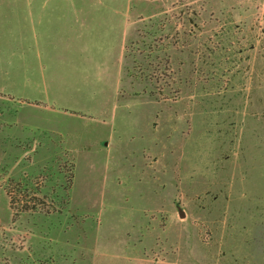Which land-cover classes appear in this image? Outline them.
Returning a JSON list of instances; mask_svg holds the SVG:
<instances>
[{
	"label": "rangeland",
	"instance_id": "obj_1",
	"mask_svg": "<svg viewBox=\"0 0 264 264\" xmlns=\"http://www.w3.org/2000/svg\"><path fill=\"white\" fill-rule=\"evenodd\" d=\"M91 1L124 8L106 123L40 77L49 1L0 0V264H264V0Z\"/></svg>",
	"mask_w": 264,
	"mask_h": 264
},
{
	"label": "crops",
	"instance_id": "obj_2",
	"mask_svg": "<svg viewBox=\"0 0 264 264\" xmlns=\"http://www.w3.org/2000/svg\"><path fill=\"white\" fill-rule=\"evenodd\" d=\"M48 1L25 7L27 13L23 18L33 25V34L40 35L43 46L48 51L47 57L52 61L48 65V71L45 70L47 74L40 77L56 84V102H60V97L65 96L58 95L62 91H68L69 98H72V91H75L77 100L81 101L83 96L84 101L75 105L78 109L71 111L100 115L106 123L108 118L114 116L109 105L112 104L113 108L116 106L113 97L117 91L119 62L125 41L124 16H120L123 22L120 25L117 15L110 12L123 14L124 8L114 9L109 5L94 4L91 0ZM34 24L37 26L34 27ZM104 78L108 85H102ZM112 79L114 82L109 85ZM36 82H39V78ZM91 101L99 103V109H95L97 112L88 107ZM68 106L59 107L67 116L72 113H68L71 107ZM56 132L59 131L56 129ZM101 142L102 140L99 144ZM93 146L86 148L91 150Z\"/></svg>",
	"mask_w": 264,
	"mask_h": 264
},
{
	"label": "trees",
	"instance_id": "obj_3",
	"mask_svg": "<svg viewBox=\"0 0 264 264\" xmlns=\"http://www.w3.org/2000/svg\"><path fill=\"white\" fill-rule=\"evenodd\" d=\"M8 183L10 185V187L8 188L9 189L8 192H9V195H10V198H11L10 202H11L12 208L16 209L17 211H19V210L23 211V210L31 209L32 207L29 206L30 205L29 202L32 199H27L28 195H26V199H22V198L19 197L20 196L19 194L22 193L21 189L18 188V186L21 185L20 182L16 183L11 178V179L8 180ZM13 188H17L18 191H15V189H13ZM25 194H28V192L25 193ZM33 196H36V195L33 194ZM34 198L36 200H41L39 197H34ZM17 205H20V208H18Z\"/></svg>",
	"mask_w": 264,
	"mask_h": 264
}]
</instances>
